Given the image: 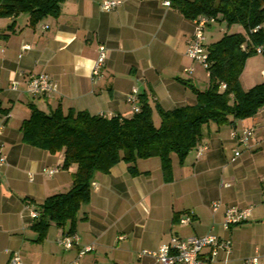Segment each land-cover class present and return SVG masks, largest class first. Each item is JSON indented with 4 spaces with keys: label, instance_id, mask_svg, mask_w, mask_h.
<instances>
[{
    "label": "crops",
    "instance_id": "1",
    "mask_svg": "<svg viewBox=\"0 0 264 264\" xmlns=\"http://www.w3.org/2000/svg\"><path fill=\"white\" fill-rule=\"evenodd\" d=\"M102 1L63 0L57 16L35 27L28 25L27 13L0 18V143L6 154L0 168V264H8L12 253L23 264H160L139 252L156 250L172 235L207 233L232 242L230 255L219 250L208 264H243L256 251L264 261V107L234 124L205 125L201 144L206 149L200 157L191 150L182 164L173 158L171 181H164L156 156L137 159L136 175L124 161L107 173L96 172L90 200L77 212L78 243L69 249L57 243L69 222L64 228L51 222L45 236L37 239L31 212H38L46 197L71 187L73 169L62 168V152L50 153L22 140L21 123L29 116L30 103L47 112L60 105L64 112L73 108L91 115L130 117L127 96L132 88L169 110L194 104L195 89L208 85H197L201 68L186 54L193 19L165 0H121L112 9L102 8ZM208 27L207 43L208 34H215L213 29L207 32ZM99 44L106 46L107 56L94 75ZM40 72L56 82L55 92H28V75ZM260 79L264 70L240 74L245 89ZM243 127L254 129L247 147L232 134ZM45 167L58 171L48 175ZM214 200L221 202L217 211L211 209ZM227 207H250L249 217L224 229ZM187 210L194 211V219L182 224L179 217ZM86 245L93 250L79 256Z\"/></svg>",
    "mask_w": 264,
    "mask_h": 264
},
{
    "label": "trees",
    "instance_id": "2",
    "mask_svg": "<svg viewBox=\"0 0 264 264\" xmlns=\"http://www.w3.org/2000/svg\"><path fill=\"white\" fill-rule=\"evenodd\" d=\"M63 0H0V18L27 13L28 25L35 27L48 16H57ZM185 17L203 14L242 24L247 37L224 32L206 42L208 85L196 90V102L166 110L147 95H138V111L130 117L91 115L84 110L60 105L44 111L29 104V116L21 123L22 140L50 153L62 152V168L73 169L71 187L52 194L37 208L31 227L40 240L51 222L75 232L77 212L90 200L96 172L107 173L118 162L128 164L131 174L139 173L137 159L158 157L164 181L172 180V159L182 164L191 150L203 142V127L234 124L264 107V81L245 89L240 74L247 57L264 46V0H170ZM256 27L257 30L253 31ZM14 22L9 24L13 30ZM221 83L225 88H221ZM155 114L157 117H155Z\"/></svg>",
    "mask_w": 264,
    "mask_h": 264
},
{
    "label": "built area",
    "instance_id": "3",
    "mask_svg": "<svg viewBox=\"0 0 264 264\" xmlns=\"http://www.w3.org/2000/svg\"><path fill=\"white\" fill-rule=\"evenodd\" d=\"M121 3V0H103L101 6L104 9H112L117 7ZM164 4L170 5V0H165ZM216 20L213 16L200 14L193 18L194 27L192 33L187 41L186 54L187 56L196 61L206 70L209 67L208 52L206 50L205 42V29L208 25L214 23ZM258 27L253 29L256 31ZM27 45H23L22 48H26ZM256 51H264V46L256 47ZM107 56L106 46L103 44L98 45V54L92 66V73L98 74L104 65ZM191 67H185L184 71L191 73ZM27 90L33 96H43L49 93H53L57 90V84L46 73H30L26 80ZM221 88H225V84L221 83ZM11 88L16 90L17 84L12 83ZM127 101L132 105L133 112L138 111V95L137 89L132 88L131 92L127 96ZM2 124H0V131ZM240 146L247 147L249 145L250 138L254 135V129L252 127H243L240 132L233 131L232 133ZM205 144H200L195 148L196 157H200L202 152L206 149ZM240 150L234 149V155L238 156ZM6 164V154L2 149L0 143V168ZM58 171V167H45L43 172L52 175ZM95 186V183H92ZM228 185V184H225ZM221 206L219 200L211 202L212 211H217ZM250 214V207L237 208L227 207L224 212L223 228L229 229L232 225L239 224L245 221ZM39 213L32 211L31 216L37 217ZM194 211L187 210L179 217V222L182 224L190 223L194 219ZM123 236L119 235L118 239H122ZM79 241V235L76 232L67 233L64 232L58 239L57 243L65 248L69 249ZM93 250L92 245H86L79 251V256L85 252ZM219 250H222L225 255H230L232 252V242L228 237H220L218 235L207 233L204 235H192L188 237H180L172 235L168 242L162 243L156 250L149 251L143 250L139 252V256L150 255L154 257L160 264H208L210 261L217 257ZM8 264H23L20 256L17 253L10 255ZM243 264H264V261L260 259V254L256 251L254 254L244 258Z\"/></svg>",
    "mask_w": 264,
    "mask_h": 264
},
{
    "label": "rangeland",
    "instance_id": "4",
    "mask_svg": "<svg viewBox=\"0 0 264 264\" xmlns=\"http://www.w3.org/2000/svg\"><path fill=\"white\" fill-rule=\"evenodd\" d=\"M208 28L209 29H207V32H209L210 29H213V32H215L213 37H210L209 34L207 33L208 34V36H207L208 42H212V41L216 40L217 37L219 38V36H222V34L224 32L236 31V32L241 33L245 37H247V32H246L245 28L243 27L242 24H239V23H234V24H231L230 26H227V24L224 21H222V22L215 21L214 23L209 25ZM220 28H222L223 30H218ZM199 66L201 68V73H200V76H198L199 80L197 79L198 80L197 85L200 87H205L207 85V82H208L207 70L203 66H201L200 64H199ZM250 69H252V70L258 69V73L262 74V70H264V51H256L255 53H252L247 57L245 64H244V67L242 69L241 75H244V73L246 71H249ZM262 80H264V79H260V81H258V82H262ZM155 117H157L156 114H155ZM191 156H192V153H191ZM175 159H177L176 156H174V163H177V160H175ZM237 225H239V224H236L235 226H237Z\"/></svg>",
    "mask_w": 264,
    "mask_h": 264
}]
</instances>
